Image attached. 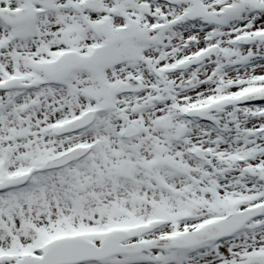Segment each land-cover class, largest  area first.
<instances>
[{"label": "snow or ice", "instance_id": "snow-or-ice-1", "mask_svg": "<svg viewBox=\"0 0 264 264\" xmlns=\"http://www.w3.org/2000/svg\"><path fill=\"white\" fill-rule=\"evenodd\" d=\"M0 264H264V0H0Z\"/></svg>", "mask_w": 264, "mask_h": 264}]
</instances>
